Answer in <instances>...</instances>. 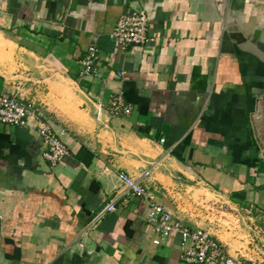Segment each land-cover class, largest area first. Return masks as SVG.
<instances>
[{
	"label": "crops",
	"instance_id": "0c3cea01",
	"mask_svg": "<svg viewBox=\"0 0 264 264\" xmlns=\"http://www.w3.org/2000/svg\"><path fill=\"white\" fill-rule=\"evenodd\" d=\"M140 10L156 41L122 50L110 34ZM92 43L100 78L81 75ZM0 94L70 149L53 167L36 126H0V264H187L118 181L149 169L168 210L264 264V0H0Z\"/></svg>",
	"mask_w": 264,
	"mask_h": 264
},
{
	"label": "built area",
	"instance_id": "2783aa9c",
	"mask_svg": "<svg viewBox=\"0 0 264 264\" xmlns=\"http://www.w3.org/2000/svg\"><path fill=\"white\" fill-rule=\"evenodd\" d=\"M150 19L143 11H136L123 15L117 22L111 40L120 49L130 47H144L155 43L150 33ZM100 58V50L97 44L92 43L81 61V75L85 78H100L97 70V62ZM123 76V75H121ZM98 120L101 119L102 106L97 111ZM133 108L122 94L114 96L110 103V113L114 117L130 116ZM36 126L37 132L42 138L45 151L44 158L53 167L63 163L70 156V149L63 139L55 132L49 113L41 106L26 101L18 96L0 94V126L15 128H29ZM117 178L125 190L127 196L139 200L143 205L146 220L157 237L153 244L161 246L163 242L174 234H179L182 239V260L187 264H256L245 259L232 257L211 232L205 228L191 227L168 210L158 200V190L154 184L152 169L146 170L142 176L145 182L125 173L118 172ZM117 211V202H110L95 218L93 223L98 224L107 214Z\"/></svg>",
	"mask_w": 264,
	"mask_h": 264
},
{
	"label": "rangeland",
	"instance_id": "374dc122",
	"mask_svg": "<svg viewBox=\"0 0 264 264\" xmlns=\"http://www.w3.org/2000/svg\"><path fill=\"white\" fill-rule=\"evenodd\" d=\"M211 199H213V197H211V196H209V200H211ZM216 208H217V210L218 211H221V208L220 207H217V206H215ZM219 216V215H218ZM218 220V219H217Z\"/></svg>",
	"mask_w": 264,
	"mask_h": 264
}]
</instances>
